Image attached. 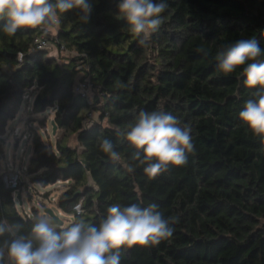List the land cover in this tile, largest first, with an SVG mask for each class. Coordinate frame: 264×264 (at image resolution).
Here are the masks:
<instances>
[{"label": "trees", "instance_id": "obj_1", "mask_svg": "<svg viewBox=\"0 0 264 264\" xmlns=\"http://www.w3.org/2000/svg\"><path fill=\"white\" fill-rule=\"evenodd\" d=\"M88 2L87 23L76 10L58 13L52 38L42 28L9 36L0 19V153L9 120L36 92L32 111L52 108L57 130L78 141L71 146L61 136L53 149L35 135L27 164L33 183L68 181L58 200L63 213L98 224L113 204L155 202L173 222V235L159 245L122 249L121 264H264V141L239 118L256 89L244 84L243 66L225 74L215 60L240 39L254 38L264 49V0H163V22L143 45L117 19L119 0ZM42 34L71 57L59 63L49 49H37ZM80 72L92 100L76 89ZM141 110L170 112L191 128L194 152L186 165L149 178L131 160L134 149L119 133ZM105 138L120 160L102 151ZM16 199L0 175V219L22 223L27 232L40 209L27 217Z\"/></svg>", "mask_w": 264, "mask_h": 264}, {"label": "clouds", "instance_id": "obj_2", "mask_svg": "<svg viewBox=\"0 0 264 264\" xmlns=\"http://www.w3.org/2000/svg\"><path fill=\"white\" fill-rule=\"evenodd\" d=\"M117 19H124L129 31L141 37L139 43L159 30L161 14L168 5L160 0H119ZM76 10L87 23L92 5L88 0H0L3 31L13 36L18 29L58 26L60 16ZM204 52V49H197ZM207 55V53H205ZM264 49L256 39H240L217 51V68L225 74L243 66L244 84L254 88L253 98L246 101L239 118L253 134L264 141ZM134 149L131 160L143 165L149 178L168 171L169 166H184L194 152L191 128L165 111L141 110L136 122L120 132ZM112 160H120L115 145L107 138L100 145ZM129 168L128 171H132ZM81 214L80 206L75 209ZM30 229L0 219V264H121V250L134 246H155L173 235L172 221L166 219L155 202L142 206L119 203L108 207L98 224L76 219L70 226L57 223L47 213L34 215Z\"/></svg>", "mask_w": 264, "mask_h": 264}, {"label": "rangeland", "instance_id": "obj_3", "mask_svg": "<svg viewBox=\"0 0 264 264\" xmlns=\"http://www.w3.org/2000/svg\"><path fill=\"white\" fill-rule=\"evenodd\" d=\"M58 26H53L48 29L47 32L49 36L56 37L58 34ZM50 55L58 60L59 63H63L71 57V52H61L56 46H52L49 50ZM82 72L78 75V80L81 82L80 77ZM36 92H31L30 96L27 94L25 96V101L20 108L15 119L9 120L6 127V134L4 135L3 151L0 153L1 165L3 166H13L15 168H23L26 166L33 154V137L35 135H40L43 142H45L50 148L55 149V143L57 138L64 136L63 132L60 130L53 134V128L51 126L52 119L54 118V110L48 108L45 112L34 113L32 111V102ZM89 98L92 100L94 97V92L92 89L87 90ZM93 118H97V113H92ZM42 122H46L43 124ZM65 139L68 141L69 145L76 146L78 144L75 134L65 135ZM23 151V152H22ZM67 183L64 181L57 182L56 184H51L47 187L33 183L31 181V176H29L26 171L23 174V185L19 191H17V196L20 194L22 200L16 199V204L18 210L23 213L24 211H32V207L40 209V213H43V208L41 207V201L52 204L55 211L58 213V200L61 194L66 190ZM51 196L50 198H44ZM22 201V203H21ZM50 205V204H48ZM49 207V206H48ZM60 217L64 220L65 225H68L74 220V215L67 213L60 214Z\"/></svg>", "mask_w": 264, "mask_h": 264}, {"label": "built area", "instance_id": "obj_4", "mask_svg": "<svg viewBox=\"0 0 264 264\" xmlns=\"http://www.w3.org/2000/svg\"><path fill=\"white\" fill-rule=\"evenodd\" d=\"M52 46H53L52 41L45 34H42L35 39V47L37 49H50ZM58 49L61 52H67L68 51L65 46H60ZM88 88L92 89V85L89 81H85V82L84 81H82V82L78 81L76 83L77 91L82 93L83 96L89 97L88 93H87ZM26 169H27V165L24 166L22 169L21 168H15L11 165L10 166H3V165L1 166L0 175H1L2 181L4 182V184L8 188H11L12 190H14V195L16 197H17L16 192L19 191L23 185V174L26 171ZM60 181H58V182H60ZM65 183H68V181ZM77 205L80 206V209L82 212V202H79L78 204H76L74 206V211H75ZM23 214L27 217L32 216V212H30V211H24Z\"/></svg>", "mask_w": 264, "mask_h": 264}, {"label": "water", "instance_id": "obj_5", "mask_svg": "<svg viewBox=\"0 0 264 264\" xmlns=\"http://www.w3.org/2000/svg\"><path fill=\"white\" fill-rule=\"evenodd\" d=\"M51 125H52V128H53V134H56L57 125L55 124V121L54 120H52ZM17 198L20 199V200H22L20 194L17 196ZM21 203H22V201H21ZM42 208H43V213H47L49 216L55 218L56 221H57V223H60L62 225L65 224L64 220L58 214L55 213V211H54L53 208L48 207V206H44Z\"/></svg>", "mask_w": 264, "mask_h": 264}, {"label": "crops", "instance_id": "obj_6", "mask_svg": "<svg viewBox=\"0 0 264 264\" xmlns=\"http://www.w3.org/2000/svg\"><path fill=\"white\" fill-rule=\"evenodd\" d=\"M31 93H29V95H30ZM17 116V115H16ZM16 118V117H15ZM14 118V119H15ZM52 196V195H51ZM51 196H49V197H47V195L44 197V198H50ZM21 198H22V196H21ZM48 204H50V205H48ZM52 204H54V203H47V206H49V207H51V208H53V206H52ZM55 205V204H54ZM56 207H58V206H56ZM54 209V208H53ZM59 209V208H58ZM54 211H55V209H54ZM55 213L56 214H58L59 216H60V214H63V211H61L60 209L58 210V213L55 211Z\"/></svg>", "mask_w": 264, "mask_h": 264}]
</instances>
